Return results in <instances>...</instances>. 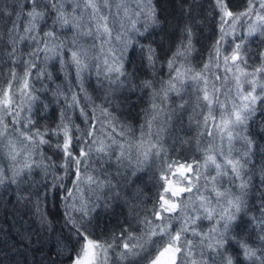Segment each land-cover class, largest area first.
<instances>
[{"label":"trees","instance_id":"obj_1","mask_svg":"<svg viewBox=\"0 0 264 264\" xmlns=\"http://www.w3.org/2000/svg\"><path fill=\"white\" fill-rule=\"evenodd\" d=\"M120 1L128 2L110 0V4L117 5ZM43 2L44 0L41 10L47 15L37 25L38 31L43 34L55 28L58 39L63 41L66 47L56 58L49 59L41 54L38 58L32 57L30 60L29 53L34 45L27 40L17 42L16 55L10 56L12 48L7 33L13 21L21 25L27 23L26 16L21 15L18 18L16 13L22 8L26 13L30 10V5H27V0H0V93L8 89L11 82L10 94L19 97L13 105L14 110L19 113V116L15 117L18 121L15 125L16 131H11L13 125L10 124L9 134L21 139L20 132L28 129H31V132L39 130L45 134L43 138L48 141L46 144L28 147L32 159L42 163L40 167H33L31 170L23 169V165L14 167L13 172H20L16 183L8 178L13 175L11 169L5 168L6 178L0 183V264H71V259L80 248L81 242L74 235L71 224L67 223L69 214L79 216L67 213L70 205L68 201L75 197L74 192L72 197H65L69 191L75 189L77 176L74 164L64 167V126L72 137L71 151L74 155H79L81 149L85 151L92 139L96 141L100 136L105 139L106 135L114 133L113 127L117 130V136H112L114 142L107 140V143L113 146L106 145L104 152H90L89 157L85 159L86 165L83 166L84 173L88 172L86 177L91 175L97 179H108L113 186L111 193L106 195L101 204L102 209H95L91 213L92 223L89 226L94 239L106 240L114 245L108 249L106 264H147V261L142 259L143 254L122 255L125 250L120 240L121 233L124 232L125 236L131 235L135 238V243L145 248L150 247L148 226L144 221L154 219L153 211L157 206L158 193L162 191L159 176L163 162L169 158L179 159L181 162L193 163L195 167L197 163L202 165V161L209 154L215 155L217 163L227 169V174L221 172L217 175V171L213 172L216 177L215 187L220 191L227 190L232 196H239L243 201L242 209L229 233L228 252L239 264H251L245 260L236 240L247 242L253 248H260L261 237H264V229L261 227V224H264V101H257L254 113L246 125L239 126L236 140L231 141L232 145L224 146L218 145L216 139L211 136L213 126L219 118L215 104L212 112L216 117L215 123L211 119L202 123V113L206 112L208 115L206 107L201 113H190L186 110L187 100L198 102V92L194 95L188 92L187 95V91L180 90L176 95H170L171 101L168 98L163 99L162 89L167 86L170 77L168 61L182 42L187 45L188 30L191 33V50L186 57H180L177 66L184 65L186 68L190 63L191 69L198 65L202 71L204 61L208 65H216L213 59L216 57L215 42L210 39V36L216 33L213 27L216 23L212 0H150V3L149 0H142L140 5L135 3L137 6L128 2L132 7V14L137 17L134 22L126 23L132 24V31L128 32L129 42L125 45L121 61L125 75L116 81L119 86L110 85L114 82L106 81V78V83L109 81L108 86H103L99 82L100 78L95 75L93 67L96 36L85 34L88 31L89 15L83 12V5L81 4L80 9L82 17L75 16L73 12L79 0H57V3L63 7L66 15L75 16V19L83 24V28L54 24L55 12L51 7L45 9ZM246 6L248 7V0H229V8L234 12L240 13L247 9ZM150 11L155 13V24L148 18ZM140 12L144 15L137 14ZM8 13L12 15L9 16ZM246 23L249 27L251 21L238 23L237 33L242 30L243 25L246 28ZM243 33L241 36L239 34L240 38L236 43L242 45V58L247 61V67L241 64L240 68L252 73L254 69L264 67V32L257 29L249 35L246 29V36ZM241 37L244 39L240 40ZM124 39L126 40V36L123 34L120 40L114 42L115 50L116 47H121ZM149 46L155 51L151 63L147 52ZM234 47L235 44L231 49ZM219 48L222 54L228 55L227 43ZM72 51L86 55L87 67L80 72L79 78L71 56ZM221 59L222 55L221 58L219 56V70H206L204 75L207 78L209 93H212L215 86L219 90L216 95L219 96L220 103L227 106L228 94L223 90L224 79L220 75L222 70L224 71ZM28 63H35L36 67L30 69L26 94L21 95V92L25 91L23 86ZM217 75L221 79H216ZM255 78L257 93H260L258 86L264 84V73H256ZM144 81H151L153 87H143ZM73 95L76 97L75 103L72 100ZM184 102L187 105H184ZM0 113L4 112L0 110ZM13 119L12 117L11 120ZM169 120L170 123L167 122ZM92 125L95 126L94 135L86 137L85 133L90 131ZM154 134L162 136L158 139L162 149L161 155H148L140 167V160L137 159L140 154L134 153V147L141 138L145 142L157 141L152 139ZM77 137L80 138L79 143ZM248 141H251V144ZM121 145H124L126 150L131 146V152L122 160H118ZM234 148L235 150H232ZM141 151H147V143ZM5 156H9V153L6 154L5 149L0 150V168H4L1 161L5 162ZM228 159L239 160L243 165L240 178H236L232 173L230 165H227ZM21 169L23 171H20ZM126 178L128 179L125 180ZM209 184L211 187H207L212 188L213 185ZM178 185L182 186L179 183ZM113 195L116 196L115 199L112 198ZM181 199H176L179 207L177 213L173 214L177 219L171 221L173 230L178 229L181 221L199 204V201L194 205L192 200L181 202ZM105 204L108 206L105 207ZM75 205L74 200V207ZM213 206L219 211L220 207H227V204L221 198L219 205L213 200ZM197 224L198 231L205 233L214 226V222L209 220H199ZM140 231H143L145 236ZM188 238L192 239L194 244H199V237H193L189 233ZM200 251L197 247L198 264ZM210 255L211 250L205 247V259ZM208 264H212L210 259ZM216 264H220L219 257Z\"/></svg>","mask_w":264,"mask_h":264},{"label":"snow or ice","instance_id":"obj_2","mask_svg":"<svg viewBox=\"0 0 264 264\" xmlns=\"http://www.w3.org/2000/svg\"><path fill=\"white\" fill-rule=\"evenodd\" d=\"M42 0H27V5H30V10L26 13L23 8L16 15L19 18L21 15L26 16L27 23L21 25L17 21L12 22V27L7 30L9 42L11 44L10 56L16 55V43L23 42L25 40L30 41L34 45L33 50L29 53V58H38L41 54L45 55L46 58H56L59 56L60 52L66 47L63 41L58 39L55 28L44 32L41 34L38 31L37 25L40 21L44 20L47 13L41 10ZM150 3V0H149ZM81 4L83 5V12H87L89 15L88 31L86 35H94L102 38L105 43L109 42L112 38V32L115 28V23L109 24L108 15L105 14V8H110V0H79L76 7L73 9L75 16H81L82 12ZM215 6L219 10L220 14V40L217 41L216 57L213 58L216 61L217 68L220 67L219 56L220 48L219 45L221 41L224 40L225 36L229 33H235L236 26L238 23H243L251 21L248 27V34H253L257 29L264 32V0H248V7L244 12H234L229 8V0H215ZM43 7H51L56 15L54 24H59L61 27H79L83 28V24L75 19V16L69 17L65 14L63 7L57 3V0H44ZM138 15H144L143 12L137 13ZM9 16L12 13H8ZM253 17L255 18L253 20ZM148 18L151 19L153 24L157 23L155 19L154 11L148 13ZM115 18L113 17V21ZM147 30V25L144 26ZM21 31L23 34H21ZM188 35V43L185 45L183 42L180 47L177 48L176 52L173 53L172 57L168 61V67L170 70V79L167 82V86L162 89L163 99L168 98L169 92H179L176 87L177 82L183 87L182 77H190L191 80L199 84L201 81L207 85V78L204 75V71L208 69V64L204 65V70L200 72H195L191 68H184V65L177 66V61L180 57H186L191 50V33L190 30ZM143 35V33H141ZM117 38H120L119 35ZM147 37H145L146 39ZM244 39V37H241ZM148 60L151 63L155 56L154 49L149 46L147 48ZM109 55L112 56V64L108 65L107 60H105V65L109 72L117 73V79L119 76L125 75L123 71V55H117V53L109 49ZM73 62L77 67V77L79 78L80 72H82L86 67V55L82 52L72 51L71 53ZM242 45L240 43H235V47L232 49L231 55H225L223 57L224 61V71L234 73V81L236 94L232 98L231 108H228L226 104H221L219 101V96L216 93L219 91L213 86L212 93L210 94L207 87L205 86L200 91L203 92L202 101L205 102L204 106L208 108V115L204 117L205 123L211 119L214 123L216 117L212 115L213 105L215 104L218 108L223 109L221 113V119L217 125L218 131L221 135H226L231 141L233 138V130L238 126L246 125L249 117L255 111V105L258 100L264 101V84H260V93H257V82L256 73H264V67L256 68L252 73H247L242 71L240 65L243 64L247 67V61L242 58ZM239 61V63H237ZM36 67L35 63H28L25 71L24 80V90L21 95L26 94L28 88L27 76L30 75V69ZM184 69L181 71V69ZM175 73V75H172ZM13 78H15V72L12 73ZM249 76L252 79H249ZM243 77V79H241ZM216 79H221L219 75ZM249 84L250 87L245 90L244 85ZM143 87L152 88L153 83L151 81H144ZM11 82L9 83L8 89H5L0 93V110H2L5 115L12 116L14 119L5 123L3 118L0 117V144L4 143V140L9 136V123L13 125L12 132L16 131L15 125L18 121L15 117L19 116V113L14 110L13 105L15 101L19 99L18 96L10 94ZM201 98L198 97V102ZM73 103L76 102V97H72ZM155 107V105H154ZM183 107V105H181ZM83 114V109L81 110ZM27 128V125L24 126ZM60 127V126H58ZM95 126L92 125L89 132L85 133L86 137H92L94 135ZM58 134V133H56ZM44 133H40L39 130L36 132H31V129L27 131H22L19 133L20 143L25 147L22 152L26 155V159L23 165V169L31 170L33 167H40L41 162H37L32 159V155L27 152L28 147H32L38 144L48 143L45 140ZM64 144L62 150L65 155L64 167L67 168L69 164H74L76 166V176L78 185L80 182V170L82 164L85 163V159L89 157L91 148L88 151L81 149L79 155H74L71 151V141L72 137L69 135V131L66 126H64ZM77 142H80V138L77 137ZM94 143L95 141H89ZM147 143V151H141ZM251 144V141H248ZM12 141H9V156L13 162H16L17 156L21 153L12 151L11 149ZM58 147H60L58 145ZM120 156L117 157L118 160L125 158L127 154L131 152V146L129 149H125L124 145H121ZM106 149L100 147L97 149L99 152H104ZM135 150L147 158L148 155L160 156L162 149L159 146V141H147L145 142L143 138L135 146ZM31 161V162H29ZM214 165L217 169V175L221 172L227 174L226 167H222L221 163H217L215 155H207L205 159V165ZM227 165L231 166L232 173L236 178H240V170L243 165L240 164L239 160H227ZM201 165L197 163L194 167L193 163L187 161L181 162L179 159H167L163 162L161 167V172L159 176L160 188L162 191L158 193L157 206L153 211V220H145L144 223L147 228L150 247L145 248L143 245H139L134 242L135 238L131 235L125 236L122 232L120 235V240L125 250L122 255L127 256L129 254L135 256H141L142 259L147 261V264H198L196 248L201 249L199 254V264H208V259L211 260L212 264H216V259L219 257L220 264H239V261L235 260L233 255L228 252L229 244V233L232 230L233 222L237 218V214L241 211L243 201L239 196H232L227 190L220 191L215 187L216 177L212 176L210 179L207 175L203 176L204 184H200L202 175L199 171ZM21 169L20 171H23ZM19 171H14L11 177H8L11 182L16 183V178L19 176ZM6 178V171L0 168V183H3ZM173 178L176 182L182 186L179 188L171 187L173 183ZM87 182L89 184H95L98 188L104 186V182L98 180L96 177L91 175L87 176ZM211 183L213 187L208 189V184ZM108 186L111 188V181L108 182ZM243 187V185H241ZM204 189V191H202ZM75 190H78L76 188ZM188 194V195H184ZM118 195V194H117ZM73 196V192L69 191L68 199ZM174 197H181V202L183 200H192L194 205L196 201H199L197 206H194L191 213L186 219L181 221L180 227L173 230L172 220L177 219V216L173 215L177 213L179 205L173 202ZM221 198L227 204V207H220L219 211L213 206V200L219 205ZM108 205L105 204V207ZM98 205H93L89 209L86 205H81L79 209L73 206V211H79V217H74L71 214L68 215L67 223L71 224L74 235L77 240L80 241V248L76 252L75 256L71 259V264H106L107 252L109 248H113V243L109 241H100L93 238V233L90 230V224L92 220L90 218L91 212L95 211ZM264 207V205H262ZM199 220H209L214 222V226L209 229L208 232L198 231L197 221ZM215 225H219L217 228ZM239 227V225H237ZM262 229H264V224H261ZM189 233L193 237H199V244L193 243L192 239H189ZM155 237L156 239H152ZM115 239V238H114ZM262 246L260 248H253L247 242H243L239 239L236 243L239 244L242 250L245 260L250 261L251 264H264V237H261ZM205 247L211 250V255L208 259L204 257ZM154 253V254H153Z\"/></svg>","mask_w":264,"mask_h":264},{"label":"rangeland","instance_id":"obj_3","mask_svg":"<svg viewBox=\"0 0 264 264\" xmlns=\"http://www.w3.org/2000/svg\"><path fill=\"white\" fill-rule=\"evenodd\" d=\"M141 1L140 0H128V2H130L134 6H137L135 3L140 5L142 3ZM128 2L125 3L124 1H120V4L112 5L110 8H105V10H104L105 14H109L110 13L108 15L109 24L111 25L113 22L115 23V28H114V30L112 32V38L109 40V42L105 43L102 38L96 36L97 47H96V50H95V56H94L95 62H94L93 69H94L96 77L100 78L101 81H99V82L103 86L105 84L107 85L110 80L114 82V83H112L110 85L119 86V84L116 83V81H118V79H117V75L118 74L115 73V72H109L107 70V66L105 65V60H107L108 65H111L112 64V56L108 54L109 53V49L114 50L117 53V55L119 56L121 54L123 55V52L126 49L125 45L126 46L128 45V42H129V40H127L128 39V35H129L128 32L132 31L131 30L132 24H126V23H127V21H133L134 22V20H136V17H137L136 14H132V7L128 4ZM212 5L214 7L213 12H215V23H216L215 25H213V27H215L216 33L213 36H210V39L212 38V40H213V42H215V46H216L217 45V41L220 40V36H221V32H220V14H219V10L215 6V0H212ZM245 10H246V8H245ZM245 10H243L242 12H244ZM113 17L115 18L114 21H113ZM237 26H239V25L237 24ZM246 29L248 30L247 23H246V28L243 25V28H242L241 31H239L237 33V30H235L234 34L230 32L229 35L225 36L224 40L221 41L220 45H223L225 43H227L229 45V49L227 50L228 55H231V52H232L231 47H233V45L238 41V39L240 38V36L242 35L243 32H244L243 35L246 36L245 35V30ZM123 34L126 36V40L124 39L122 41L121 47H116L115 46L117 48L115 50L114 42L116 40H120ZM219 34H220V36H219ZM239 34H240V36H239ZM118 35H119L120 38H117ZM240 40H242V39H240ZM220 45H219V47H220ZM214 50H216V48ZM221 55H222V59L221 60H223V57L225 56V54H222L220 52V58H221ZM221 63H222V61H221ZM204 64H206V61H204ZM189 66H190V63L186 66V68H190ZM197 66L195 68H193V70L195 72L201 71V68H199ZM223 66H224V61H223ZM203 68H204V66H203ZM210 69H218L219 70V68H217L216 65H208V69L207 70H210ZM183 70L184 69L182 68L181 71H183ZM227 73H228L227 77H229V79L226 77V72H224L223 70H222L220 75L224 79V83L222 84L223 90H226V94H228L226 96V97H228L227 106H228V108H231L232 98L236 94V88H235V81H234V73L233 72H227ZM173 75H175V73ZM105 78H106V81L109 80L107 83L105 81ZM169 79H170V77H169ZM241 79H243V77H241ZM249 79H252V77H249ZM182 81H183V87H181V84L179 82H177V84H176V87L179 89V91L180 90H182L181 92L187 91V95H189V94L190 95H192V94L194 95V94H196L198 92L199 93V97L201 98L199 100V102H197V103H196V101L192 102L191 100H189V101L187 100L186 101V103L188 104L187 105L184 102V105L186 104L188 106V107L185 106V107H187L186 110L189 111L190 113L191 112L201 113L202 110L205 108V106H203L205 102L202 101L203 92L200 91V89H203L205 86L207 87V85H205L203 81H201L199 84H196V82L191 80L190 77H182ZM219 84L221 85V83H219ZM249 87H250L249 84H245L244 85L245 90H247ZM258 88H259V86H258ZM188 92H190V93L188 94ZM171 94L172 95H176L177 92H169L168 93V100L169 101L172 100L171 96H170ZM100 100H101V98H100ZM173 100H175V99H173ZM184 105H183V107H184ZM207 110H208V108H207ZM222 112H223V110L218 108L219 118H218L216 124L213 126V132L211 133V136L214 139H216V142H217L218 145L221 144V145H224V146H231L232 145L231 141L232 140H236V138H237V132L239 131V126L236 127L233 130V138L231 139V141H229V139H228V137L226 135L222 136L221 133L217 129V125L220 122L221 113ZM202 115H203V118L201 120H202V123H204V116L206 115V112H203ZM0 117H2L4 119L5 123H8L9 121H12L11 120L12 117H10L9 115H5L4 113H0ZM159 121H161V119ZM170 121L171 120H169L167 122L170 123ZM10 124L11 123H9V126H10ZM0 126H2V125H0ZM111 131H112V128H111ZM113 131H114V133L112 135H106L105 139H103L102 136L97 138V140L94 143H90L89 147L85 151H88L89 148H91V152L98 153L99 151H97V149L100 148V147L106 148V145L113 146V144L110 145V143L109 144L107 143V140H111V141L114 142V139L112 138V136H117V130H115L114 127H113ZM157 132H158V130L156 129V133ZM160 138H162V136H160V135L154 134L152 136L153 140H158V139L160 140ZM64 139H65V137L63 136L62 140L64 141ZM141 139L138 141V143L141 141ZM9 141H12V144L10 146L12 151L19 152L21 154L17 156L16 162H13L10 156H5L4 157L5 158V160H4L5 162H3V161H1V162H2V165L4 166L3 169L10 168L11 171L13 172V170H14L13 168L14 167L24 165V162H25V159H26V155L22 152V149H24L25 146L20 143V139H16L14 136L9 134V136L4 140V143L0 144V150L2 151L3 149H5L6 150V154L9 153V146H8ZM92 141H93V139H92ZM27 152L30 153L28 148H27ZM134 153H138L135 150V147H134ZM137 159L140 160L139 163H140V167H141V165L145 163V156L139 155L137 157ZM205 159H206V157H205ZM205 159L202 161V165H201V167L199 169V171H200V173L202 175V178L200 180V184L201 185L204 184L203 176L207 175L209 177L211 175V177H212V175L214 176L213 172L217 171V169L215 168L214 165L209 164V165L206 166L205 165ZM86 161L87 160H85V162ZM29 162H31V161H29ZM13 163L15 164V166H13ZM85 165L86 164L84 163L81 166L80 182H79L78 185L76 184L77 178L75 179V183H74L75 189L78 188V190H75V189L72 190V192H74L75 197H73L71 201H68V202H70V205L67 208L68 209L67 213H73V214H75L77 216H79L80 213H79V211H73L74 200L76 201V205H75L76 209H79L81 207V205H86L89 209H91L94 204L95 205H100L96 209H100V208L102 209L101 204L105 201L106 195L111 193V188L108 186V182L110 180H108V179H102V178L98 179V180H101V181L104 182V186L102 188H98L95 184H89L87 182L86 175H87L88 172L84 173ZM140 172H142V169H140ZM127 179L128 178H126L125 180H127ZM111 185H112V183H111ZM208 186H210V184H208ZM171 187L179 188L181 186L178 185V183L176 182V179L173 178V183H172ZM210 187H208V189H211ZM76 197H77V199H76ZM115 197L116 196L113 195L112 198L115 199ZM177 198L179 199V197H174L173 198V202L177 203V201H176ZM119 201H120V199H119ZM216 227L218 228V226H216ZM143 231H140V232H141V234L143 236H145ZM110 260H112V262H114V259L112 257H110Z\"/></svg>","mask_w":264,"mask_h":264},{"label":"bare ground","instance_id":"obj_4","mask_svg":"<svg viewBox=\"0 0 264 264\" xmlns=\"http://www.w3.org/2000/svg\"><path fill=\"white\" fill-rule=\"evenodd\" d=\"M232 150H235V148L234 149H232ZM233 154V153H232ZM235 156V155H234Z\"/></svg>","mask_w":264,"mask_h":264}]
</instances>
